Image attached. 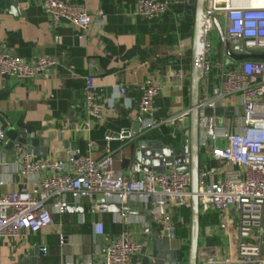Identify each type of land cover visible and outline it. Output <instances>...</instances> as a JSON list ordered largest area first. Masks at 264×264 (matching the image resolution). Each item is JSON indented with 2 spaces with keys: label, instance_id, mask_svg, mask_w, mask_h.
Segmentation results:
<instances>
[{
  "label": "crops",
  "instance_id": "1",
  "mask_svg": "<svg viewBox=\"0 0 264 264\" xmlns=\"http://www.w3.org/2000/svg\"><path fill=\"white\" fill-rule=\"evenodd\" d=\"M64 1L85 6L95 18L103 16L102 22L94 24L84 40L79 38L80 29L72 23L60 21L54 25L42 8V0H29L21 9L22 13L17 15L0 13V51L20 56L30 64H34L39 56L56 59L54 66L33 79L0 77V113L15 128H27L34 138L47 140L39 142L29 153L62 161V172L70 173V149L79 148L85 152L89 138L102 146L107 130L121 132L139 121L138 104L142 86L147 81L161 86L160 93L154 98L157 119H166L190 108L194 11L188 7V0H168V11L151 18L135 13L137 0ZM221 54L219 59L212 60L211 70L202 79L201 97L212 95L222 74L240 65ZM86 76L95 77L98 97L109 110L103 121L90 118L86 113ZM119 86L126 88L125 94L120 95ZM88 120L92 124L90 132L75 131ZM157 131L173 139V133L181 137L185 125L164 124ZM122 141L114 138L110 141L115 155L114 168L129 176H143L144 171L133 168L132 141L125 146L121 145ZM13 152L6 142L0 145V177L11 176L10 181L0 184V194L16 191L26 182L20 175L17 156ZM93 156L102 158V149H95ZM42 175L30 176V186ZM130 206L147 212L149 218L122 210H100L98 206V211L93 213L91 209L95 206L86 204L85 212H90L87 219L85 212L66 213L56 217L55 226L38 233L24 230L18 237H3L0 239V264H12L14 258L36 249L39 264H104L102 248L124 231L133 239L146 242V247L132 259V264H142L141 256L149 253L150 238L156 231L149 209L139 202H132ZM127 215L141 217L145 223L116 222L118 217L123 220ZM181 216L186 223L180 222ZM202 216H214L216 221L201 224L202 255L198 261L235 256L236 225L228 224L224 213ZM176 221L177 236L184 242L183 246H188L189 234L185 229L187 223L190 225V211L184 210ZM96 222L104 223V235L96 234ZM146 228H151L152 232L146 233ZM60 235L66 236L64 244L60 243ZM208 240L213 243L208 244ZM41 246L48 248L46 255H40Z\"/></svg>",
  "mask_w": 264,
  "mask_h": 264
},
{
  "label": "built area",
  "instance_id": "2",
  "mask_svg": "<svg viewBox=\"0 0 264 264\" xmlns=\"http://www.w3.org/2000/svg\"><path fill=\"white\" fill-rule=\"evenodd\" d=\"M42 8L54 25L67 21L77 26L81 40L94 24L102 22L103 17L95 18L85 6L64 0H42ZM168 9V0H137L135 13L151 18ZM204 12V75L212 66L211 34L216 28L215 19L223 28L225 38L238 44L242 49L240 52L264 54V0H205ZM235 52L239 53L238 50ZM221 55L228 58L224 47ZM239 62L238 67L222 74L212 95L200 98L197 192L201 215L224 213L226 222L236 225V254L208 257L198 264H264V60L250 58ZM55 64L56 59L48 56H39L34 64H30L20 56L0 51V77L33 79ZM89 65L92 67L91 63ZM118 89L120 95L127 91L123 86ZM160 91L161 86L151 81L142 86L138 104L141 134L158 130L164 124L180 126L189 116L187 109L166 119H157L154 98ZM84 98L88 117L103 121L109 110L98 97L94 76L85 77ZM217 107H232V114L205 115L206 108L214 110ZM91 129L88 120L75 131L90 132ZM119 133L121 140L132 138L131 133L126 136H123V130ZM172 136L178 137L174 133ZM5 139L6 132L0 125V145ZM111 140L106 135L101 146L89 138L85 152L79 148L70 149V173L62 172V161L36 157L16 144L13 151L20 175L26 182L16 191L0 194V239L18 237L24 230L38 233L51 228L56 225L57 216L67 213L69 202L77 203L82 197L91 198L95 194H103L106 201H112L125 212L131 209L132 202H139L150 210L157 234L176 231L178 216L191 209L190 171L170 168L163 173L145 172L141 177L126 175L114 168ZM97 148L103 151L100 159L93 156ZM38 174L43 175L30 186L29 177ZM91 211L95 213L98 207H92ZM116 222L145 223L143 218L134 215H127L123 220L118 217ZM180 222L186 223L182 216ZM94 228L97 235L105 234L103 222H96ZM65 242L66 236L60 235V243ZM144 247L146 242L135 240L124 231L102 248L104 264H132L133 257ZM47 250L46 246H41L40 255H46Z\"/></svg>",
  "mask_w": 264,
  "mask_h": 264
},
{
  "label": "water",
  "instance_id": "3",
  "mask_svg": "<svg viewBox=\"0 0 264 264\" xmlns=\"http://www.w3.org/2000/svg\"><path fill=\"white\" fill-rule=\"evenodd\" d=\"M29 0H0V13H9L17 15L22 13L21 9L28 5ZM188 7L194 11L193 28V49H192V68L190 72L191 84V104L189 116L184 119L185 132L181 135L178 145L166 143L159 139H141L139 121L134 122L130 128L123 129V136L131 133L132 155L131 161L135 170L163 173L170 168L176 170H189L191 173L190 190L192 192L190 209V231L189 242L186 255V261L182 258L181 250L183 248L180 238L176 231L165 233L163 235L153 233L151 228H146V233L152 232L150 238V251L142 255V264H198L200 252V232H201V214L198 200L199 187V169H200V98L201 82L204 77V50H205V0H188ZM25 15V13H24ZM215 26L219 34L220 45L224 47L225 54L229 59L242 61L244 59H263L264 54L242 53L238 44H232L224 36V31L219 22L215 19ZM238 50L239 53H236ZM8 78V76H3ZM232 107L216 109L206 108L205 115H231ZM139 116V115H138ZM1 128L6 131L5 142L10 150L14 149L15 143L23 146L27 152H33L39 142L47 141L41 138H34L31 131L27 128H15L11 125L7 117L0 113ZM107 136L114 139L120 138V133L113 130H107ZM18 137V138H17ZM14 153V152H13ZM92 204L98 206L100 210L121 211V208L114 203H108L103 194H95L90 197H82L79 202H69L67 204V213L83 214L85 205ZM134 214H144L149 218V214L143 210L131 208L128 210ZM208 240V244H212ZM38 249L31 252L27 251L25 255L18 256L12 260V264H39Z\"/></svg>",
  "mask_w": 264,
  "mask_h": 264
},
{
  "label": "trees",
  "instance_id": "4",
  "mask_svg": "<svg viewBox=\"0 0 264 264\" xmlns=\"http://www.w3.org/2000/svg\"><path fill=\"white\" fill-rule=\"evenodd\" d=\"M140 138L141 139H152V140L159 139V140H162L166 143H173L175 146L178 145V137L175 139L174 138L172 139L169 136L164 137L163 135L159 134L157 130H152V131L147 132L145 134H141ZM130 142L128 139H125L121 142V145L125 146ZM89 216H90V212L86 210L85 218L87 219ZM215 221L216 220H215L214 216H202L201 215V218H200L201 224L215 223ZM187 249H188L187 245L183 246V248L181 250L182 258H184L187 255Z\"/></svg>",
  "mask_w": 264,
  "mask_h": 264
},
{
  "label": "rangeland",
  "instance_id": "5",
  "mask_svg": "<svg viewBox=\"0 0 264 264\" xmlns=\"http://www.w3.org/2000/svg\"><path fill=\"white\" fill-rule=\"evenodd\" d=\"M212 37H211V47H212V49H213V54H212V60L213 59H219V56H220V54H221V46H219V42H220V40H219V36H218V31H217V29L215 28L214 29V31L212 32V35H211ZM189 228H190V225H187V227H186V233H187V235L189 234Z\"/></svg>",
  "mask_w": 264,
  "mask_h": 264
},
{
  "label": "clouds",
  "instance_id": "6",
  "mask_svg": "<svg viewBox=\"0 0 264 264\" xmlns=\"http://www.w3.org/2000/svg\"><path fill=\"white\" fill-rule=\"evenodd\" d=\"M10 179H11L10 175H5V176L0 177V182H7V181H10Z\"/></svg>",
  "mask_w": 264,
  "mask_h": 264
},
{
  "label": "bare ground",
  "instance_id": "7",
  "mask_svg": "<svg viewBox=\"0 0 264 264\" xmlns=\"http://www.w3.org/2000/svg\"><path fill=\"white\" fill-rule=\"evenodd\" d=\"M253 2H259L260 0H252Z\"/></svg>",
  "mask_w": 264,
  "mask_h": 264
}]
</instances>
